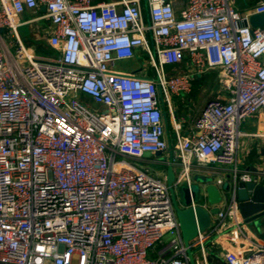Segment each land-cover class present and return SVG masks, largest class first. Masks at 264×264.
<instances>
[{
    "label": "built area",
    "instance_id": "2783aa9c",
    "mask_svg": "<svg viewBox=\"0 0 264 264\" xmlns=\"http://www.w3.org/2000/svg\"><path fill=\"white\" fill-rule=\"evenodd\" d=\"M237 1L0 0V264H212L210 239L226 264H264L237 199L240 180L264 183V157L242 173L238 155L242 135L264 138V26L249 22L264 0ZM42 19L46 55L19 30ZM133 58L138 71L117 69ZM208 72L219 94L187 127L173 97ZM169 165L174 188L201 175L222 192L189 244Z\"/></svg>",
    "mask_w": 264,
    "mask_h": 264
},
{
    "label": "water",
    "instance_id": "95a60500",
    "mask_svg": "<svg viewBox=\"0 0 264 264\" xmlns=\"http://www.w3.org/2000/svg\"><path fill=\"white\" fill-rule=\"evenodd\" d=\"M45 10V7H42ZM249 22L254 27L264 26V12L251 15ZM165 120L168 122L165 115ZM167 182L170 185L174 207L178 215L183 239L186 244L194 239L199 231H206L212 225L213 216L219 212L218 204L222 201V192L210 181L208 176L195 175L193 183L186 182L174 188V168H167ZM226 196L230 197L229 184L224 186ZM237 199L242 218L248 222H259L264 216V183L257 184L252 180H240L237 189ZM193 263L192 251L189 252Z\"/></svg>",
    "mask_w": 264,
    "mask_h": 264
},
{
    "label": "crops",
    "instance_id": "0c3cea01",
    "mask_svg": "<svg viewBox=\"0 0 264 264\" xmlns=\"http://www.w3.org/2000/svg\"><path fill=\"white\" fill-rule=\"evenodd\" d=\"M258 0H238L237 4L241 9H246L255 4ZM45 11L43 8H39L38 10L34 11H26V14L30 15V18L35 17L37 14L44 13ZM24 14V13H23ZM23 14L20 16V19H22ZM29 17L27 19H30ZM24 19V20H27ZM31 30L34 32V38L26 36L24 39L27 42L28 45L33 46L34 48L37 46L42 47L45 51H49V48L46 46V38L44 37L45 33L41 30V27L44 25H39L37 22L30 23ZM23 36V35H22ZM142 67V61L139 58H133L125 61L124 63L120 64V66H117V69L124 72H129L133 70H139ZM193 85H197L198 82L201 83L202 86H208L205 87L203 90L206 92L207 100L210 101L211 98H214L216 95L219 94V81L217 80V75L215 72H208L206 74H203L202 76H197L193 81ZM192 93H187V95H191ZM195 99V97H194ZM207 101V102H208ZM194 102V101H193ZM204 108V107H203ZM202 108V109H203ZM201 109V110H202ZM197 116L191 117L189 116V121L187 123V127H189L191 124H193L195 118ZM186 121V120H185ZM262 120L259 119L257 116L249 117L247 120L242 122L241 130L245 132H255L258 130V128L261 125ZM185 124V123H184ZM240 150H239V168L241 172H249L254 173L256 170L257 165L261 162V160L264 157V138H257L252 137L248 135H242L241 141H240ZM263 220L260 219L259 222L254 223H248L246 224V228L250 229L251 233L253 235H260L262 236L264 233V226H263ZM209 240L208 241V248H210L211 251V258L212 263L215 264H226L223 260L222 252L223 248L221 244L218 243V241ZM223 241V240H222ZM228 243L224 242V247L230 248L232 247L233 243L227 241Z\"/></svg>",
    "mask_w": 264,
    "mask_h": 264
},
{
    "label": "rangeland",
    "instance_id": "374dc122",
    "mask_svg": "<svg viewBox=\"0 0 264 264\" xmlns=\"http://www.w3.org/2000/svg\"><path fill=\"white\" fill-rule=\"evenodd\" d=\"M28 17L30 18V15L24 13L22 16V20L27 19ZM37 23L41 26V25H44L46 22H45V20L42 19V20H39ZM19 30H20V32L24 38L26 36H28L30 38L31 37L34 38V32L31 30L30 25H28V24L23 25L19 28ZM4 31H5L4 34H5L6 38L10 39L9 36L7 35V32H8L7 29H5ZM35 49L37 50L38 54H40V55H44V54L46 55V53H48L47 51H45L40 46H38V47L36 46ZM14 51H15V49H14ZM50 54L53 55L52 52ZM124 62L125 61H118L116 63V65L119 67L120 64H122ZM166 69L169 72H176L180 69V67L174 68L172 65H167ZM205 87H208V86H205ZM205 87L202 86L200 82H198L197 85L192 86V90L190 91V93H192L191 95L185 94V95L173 97V100L176 102V106L178 107V115H179L180 119L185 123V126H187L186 122H188L190 120L189 116L190 115H191V117L197 116L200 113L201 109L204 107V105L207 103L208 100H207L206 92L203 90ZM208 88H210V87H208ZM194 97H195V99H194ZM87 100L91 104L98 105L94 101L90 100L89 97L87 98ZM154 159L157 160L158 158L154 157ZM140 165L143 167H145L146 165L149 166V168H151L153 172H155V173L158 172V174L162 177H164V174L166 173L165 165L162 162H157V161H151L150 163L141 162ZM176 170H178V168H176ZM193 186L199 188V185L197 184V182H194ZM159 247H160V245H159ZM212 264H215V263L213 262Z\"/></svg>",
    "mask_w": 264,
    "mask_h": 264
}]
</instances>
